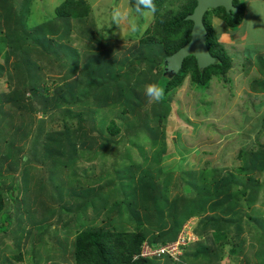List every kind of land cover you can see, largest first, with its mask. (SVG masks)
<instances>
[{
	"label": "rangeland",
	"instance_id": "rangeland-1",
	"mask_svg": "<svg viewBox=\"0 0 264 264\" xmlns=\"http://www.w3.org/2000/svg\"><path fill=\"white\" fill-rule=\"evenodd\" d=\"M29 1L30 9L25 24L26 29L32 31L37 25L48 27L47 21L55 19V9L64 0ZM239 1L246 8L241 24L235 28L233 34L232 30L223 28V22L215 16L212 19L219 33L215 31L216 38L218 42L219 39L221 41L216 47L220 49L221 45L225 55L232 60V68L226 77H214L207 87H199L193 85L187 75L182 85L171 96L170 107L164 110L166 112L163 120L156 124L152 133L141 132L137 135H127L125 132L127 123L138 124V119H135L136 109L121 107L120 104L98 107L91 100L83 103L88 95H78L76 98L80 103L70 107L51 106L44 111L42 102H36L29 97L25 88L26 81L23 80L25 69L18 67L20 50L16 53L13 45L14 38L17 37L14 31L16 21L8 16L0 19V42L5 41L0 52V64L4 66L0 75V99L3 100L5 94L18 97L3 103L0 101V190L5 195V208L3 215L0 214V264H74L71 253L75 232L85 226L89 219L87 214L91 216V211L100 208L91 207L92 204H102L103 200L96 199L97 196L104 198L106 186L113 188L114 185L118 187V183H130L126 175L129 171L125 169L129 165L126 159L131 158L134 164H142L145 171L152 173L154 182H161L165 177L161 176L162 179H159L158 172H169L170 182L165 193L171 201L186 196L196 198V190L187 184L189 170L196 174H200L202 170L208 171L206 182L210 190L215 186L211 178L214 171H223L222 175L233 174L239 177L238 170L245 164V154L238 153L255 151L264 144V133L258 132L262 121L260 116L264 117V104L261 105L263 99L260 94L252 93L250 85L253 77L259 73L256 60L258 62L260 54H264V51L260 52V45L264 43V0ZM23 2L24 0H14L16 12ZM88 2L91 11L86 21H71L68 44L78 49L83 58L91 50L102 53L110 71L125 76L124 81L128 82V88L133 92L129 94L128 101L135 103L136 108H142L145 103L148 104L151 97L154 98V82L158 77L156 69L150 73V65L140 61V58L150 55L140 38L153 18L151 11L135 13L129 0ZM210 15L211 12L206 15V19L209 18L211 22ZM57 23L61 25V29L58 34L52 36L53 38L65 32V27L62 29L64 24H61L60 20H57ZM87 27L92 29L95 35L92 43L83 35L87 33ZM40 29L42 28L39 27L38 30ZM12 33L14 37H10ZM244 38L246 44L254 43V47L245 48L242 45ZM66 40L62 38L58 42L66 44ZM88 45L94 47L88 49ZM256 45H259V48ZM159 47L153 49L157 56L161 55V52L158 53ZM85 48L90 51L84 50ZM38 51L39 49L32 52L31 59L40 68L36 74L44 96L57 98L66 90L67 85L74 81L79 88H83L82 68L74 75L64 77L66 67L59 69L52 58L47 54L39 56ZM249 56L253 57L252 66L246 71L244 59ZM28 82L31 83L30 80ZM23 93L24 98L20 97ZM18 101L19 105L16 104ZM33 103H37L39 107L36 112L30 110ZM150 105H146L147 108ZM89 116V121L81 124L80 137L75 138L72 134L79 127L77 118L88 120ZM40 120H45L43 143L42 136L38 133L41 128ZM92 120L95 124L101 123L104 131L109 126L117 129L116 132L113 130L115 134L112 136L109 135L110 131L104 132V136L110 138L107 143L99 138V129L92 130ZM64 125L71 129L70 145L64 139L60 142L49 139L51 134L60 131ZM141 173L134 170L130 173L133 176V187L137 186L138 204L149 203L144 199L152 198L150 193L142 195V198L140 196V192H144L141 184L147 183H139ZM263 176L264 173H260V177L256 178L260 181ZM185 181L187 183H184ZM113 183L114 185H111ZM198 183L201 184L200 181ZM102 186L104 188L100 192L96 191ZM243 189L242 186L236 188L226 196H235ZM12 190L14 197L18 194V199H13V203L8 198ZM184 190L190 192L185 193ZM122 191L110 192L111 197L106 198L105 208L109 211L105 210L106 216L110 212L117 214L119 206L125 204L124 200H121L122 194L127 196L131 190ZM93 193L95 200L84 204L82 197L86 198ZM162 194L161 191V196ZM263 199V191L260 190L257 201L249 208L245 196L241 195L239 201H235V208L223 221L230 222V237L234 236L236 226H240L243 231L239 238L244 243L240 252L230 258L227 256L226 247L218 264H264ZM86 204L90 207L86 208ZM148 206L151 208V205ZM197 207L200 206L187 207L184 213L189 214L192 212L190 209ZM139 209L141 210V207ZM257 210L260 211L259 216H262L261 227L259 224L254 227L251 224L250 229L246 221L248 217L257 215L252 212ZM106 216L95 217L94 222L88 221L86 226L93 225L97 229L108 226L109 219ZM213 216L214 214L206 211L186 222L194 238L193 242L214 245L213 233L218 226L210 227L208 220ZM119 219L114 215V222L109 227H116L113 226L114 223L121 225ZM67 222L69 223L65 224ZM126 224L125 221L122 226ZM120 228L117 227V230ZM70 235L72 237L68 238ZM19 251L22 254L21 261L13 257ZM203 262L204 259L201 264H204Z\"/></svg>",
	"mask_w": 264,
	"mask_h": 264
},
{
	"label": "trees",
	"instance_id": "trees-1",
	"mask_svg": "<svg viewBox=\"0 0 264 264\" xmlns=\"http://www.w3.org/2000/svg\"><path fill=\"white\" fill-rule=\"evenodd\" d=\"M13 2L14 0H0V19L2 17L4 18V16H8L16 21L14 31L17 34V37L14 38L13 45L16 53L17 50H20L18 56L20 65H18V67L20 66L22 70L25 69L23 80L26 81L25 88L26 91L29 92V97L36 102H42V109H45L44 111H47L51 106L70 107L74 104H78L80 103V100L76 97L81 94L83 96L88 95L87 99L84 97L86 100H84L83 103H88V100H91V102L98 107L115 106L117 104H120L121 107L124 106L125 108L126 106L131 107L134 110L136 109L137 115L135 119H138V124L130 125V123H127V127L125 128L127 135H137L141 132L152 133L156 124L163 120L166 112L164 110L170 107L171 96L176 89L182 85L183 80L187 75H189L191 83L199 87H207L211 79L214 77H226L228 71L232 68V60L225 55L223 52L224 48L221 45L219 47L220 49L216 47L221 41L219 39L218 42V38H216V32L218 33V30L212 23V19L215 16L218 20L223 22V28L227 31L232 30L233 34L235 28L241 24L246 8L239 0H233L234 6L238 9L236 13H226L222 7L208 9L203 17V23L207 31L206 45L210 54L217 61L203 71H200L196 59L193 56H188L183 60L179 72L172 78H168L163 74V60L165 57L170 56L189 42L192 22L185 20V16L193 11L196 5V0H153L149 3H144L140 0H129L130 7L135 13L149 10L153 15L152 20L143 32V36L140 38V42L150 55L143 59L140 58V61H144L150 65V73L152 70L156 69L158 76L154 82L156 84V87L153 89V94H155L154 98L151 97L149 102H147L148 104L145 103L142 108H136L137 105L135 103L128 101V98H130L129 94H132L133 92L128 88V82L124 81L125 76L113 74L102 53L86 50L88 47V49L94 47L88 45L84 50L90 51V53L83 58L78 49H75L71 44H68L71 21L75 19L77 22L84 23L89 16L91 7L88 0H64L60 6L55 9V19L47 21L46 26L48 27L37 25L36 27L34 26L32 31H28L25 24V18H27V13L30 9V1L24 0V2L20 4L18 12H16L17 9L14 7ZM210 12L211 22L209 18L206 19V15ZM57 20H60L61 24H64L62 29L65 27V32L58 35V37L53 38L52 36L58 34L61 29L59 27L61 25L57 23ZM39 27L42 29L38 30ZM85 31L87 33L83 35H86L89 39V43H92L95 39L92 29L87 27ZM48 35H50V37H48ZM10 37H14L13 33ZM62 38L67 39L65 41L66 44L58 42V40ZM4 42V40L0 42V52ZM106 42L107 40L105 39L104 43L106 44ZM157 46H160L158 53L161 52V55L159 54V56L155 55V50V52L153 51ZM37 49H39V56L47 54L49 58H52L56 64H58L57 66L59 69L66 67L67 71L66 76L64 77H70L74 75L79 68H82L81 79L83 82V88H79L77 82L74 81L70 85L68 84L66 90L57 98L48 97L47 95L44 96V90L39 85L40 83L38 81L40 79L36 74L40 68L31 59L32 52L37 51ZM252 58L253 57L249 56L244 59L246 71L252 66ZM257 58L258 57L256 56V59ZM258 60V62L256 60V63L260 78L252 79L250 85L252 93H258V91H260V93L263 94V101H261V105H263L264 54H260ZM3 69L4 66L0 64V75L3 73ZM29 80L31 83L28 82ZM85 87L86 89L84 90ZM24 94L25 93L20 95V97H23ZM16 97L6 96L5 94L3 96L4 99H0V101L3 103V101H7L8 99L14 100ZM135 98H137V96H135ZM19 101L16 104L19 105ZM149 103L151 104L149 106L150 108H147L146 105H149ZM30 110L33 112L38 111L39 107L37 106V103L31 104ZM90 117L91 116L88 117V120L81 117L77 118L79 127L75 130L76 132L72 134L75 138L77 136L80 137L82 130L81 124L89 121ZM261 119L260 130L258 132L263 134L264 117L260 116V120ZM90 123L93 131H95L96 128L99 129V138L106 143L110 138L104 136V132L110 131L109 135L112 136V134H115L117 131L114 126L106 127L104 131L101 123L95 124L94 120H92V122L90 121ZM151 124L153 127H150ZM44 125L45 120H40L39 127L41 128L38 133L42 136V143L44 141ZM113 130H115V132ZM70 133V127L64 125L60 131L51 134L49 139L53 141L57 140V142L64 139L67 144L70 145ZM85 133L83 134L85 135ZM35 134L37 133L35 132ZM41 136L39 137V140L41 139ZM242 153L245 154V164L238 170L239 177L234 176L233 174L222 175L223 171H214L211 178L213 179L212 182L215 186L210 190L208 189V183L206 182L208 171L202 170L200 174L188 171L189 183L186 181L184 183L190 184L192 189L196 190V198L186 196L172 201L169 200L165 193L169 186L168 182H170L169 172H158L159 179H162L161 176L165 177L161 182H154L152 173L145 171L142 168L143 166H141L142 164H134L131 162V158L126 159L125 161L129 162V165H127L125 169L129 171L126 175L130 180V183H118V187L113 183L111 184L114 185L113 188L106 186L107 192H104V198L98 196L96 198L94 193L86 198L82 197L84 204L94 201L95 198H101L103 200L101 205L92 204L91 207H100L99 209L104 208L107 211L108 208H105L106 198L111 197L110 192L117 193L118 190L122 191L123 189L131 190L130 194L127 196L122 194L121 200H124L123 202H125V204L119 206L117 214L110 212V214L106 216L109 219L108 226L97 229L94 228L93 225L87 227L86 223V227L84 226L82 229L75 232L74 245L71 253L72 261L74 264H179L172 262L171 259L167 257H163L161 260L157 258L141 257L140 254L142 248L144 245H147L154 249L175 242L183 226L186 225V222L191 217L205 213L206 211L214 214L213 217L208 218V220H210L209 226L212 228L218 226L217 230L213 233L214 245L207 246L199 242L188 244L183 248L181 255L182 264H201V260L203 261V259L204 264H218L224 256L223 254L226 247L228 248L226 253L229 258L236 256L240 252L244 243L243 240L239 238V234L242 233L243 230L237 225L234 236L230 237L228 233L230 222L226 223L223 219L229 217L235 208V201H239L241 195L245 196V202L247 203L248 208L257 201L260 190L263 191L264 195V176L260 181L256 178L260 177V173H264V144L257 147L255 151H240L238 155H241ZM118 167L116 172L118 171ZM123 169L124 168H122L121 171H123ZM133 170L142 172L139 183L143 181L147 182V186L141 184L144 192L143 194H141L142 191L140 192L141 198L142 195L146 193L152 195L151 200L144 199V201H149V203L146 202L147 204L144 202H141L142 204L137 203V186L133 187V176L130 174ZM245 178L247 180L246 182ZM197 180L200 181L201 184H199ZM241 186L244 189L239 192V194H235V196L231 197L226 196ZM103 188L104 187L102 186L96 191L100 192ZM92 191L94 192L95 190ZM161 191L163 192L162 196ZM123 192L124 191H122V193ZM184 192L189 193L190 190H184ZM221 195L224 196L221 197ZM4 197L5 195L0 190V214H2L5 208ZM8 198L13 203V199H18V194L14 197V190H12L8 194ZM148 205H151V208H149ZM197 205L200 207L190 209L192 211L191 213H184L187 207H195ZM262 205L264 206V199ZM138 206L141 207V210ZM85 207L88 208L90 206H87L86 204ZM258 211L259 210L252 211L257 215L248 217L246 222L249 228L251 224L253 227L258 224L261 227L260 219L262 216H259L260 211ZM93 213L94 218L98 213V210H93ZM7 214L12 215V213ZM114 215H117L120 218L121 225L114 223L113 226L116 227H109L110 224L114 222ZM87 216L89 217L88 214ZM125 221L127 222L126 226H122ZM70 222H72V220H70ZM68 223L69 222L65 224ZM222 223L224 224L222 225ZM117 227L121 228L117 230ZM8 228H10L9 224ZM6 232L7 229L4 230V233ZM13 257H15V260L17 261L22 260V254L20 251Z\"/></svg>",
	"mask_w": 264,
	"mask_h": 264
},
{
	"label": "water",
	"instance_id": "water-1",
	"mask_svg": "<svg viewBox=\"0 0 264 264\" xmlns=\"http://www.w3.org/2000/svg\"><path fill=\"white\" fill-rule=\"evenodd\" d=\"M140 1L149 3L153 0ZM218 7H222L226 13H236L238 10L233 4V0H196L192 13L185 17V20L192 22L190 40L176 52L164 58V76L172 78L176 75L182 67L183 60L188 56H193L196 59L200 71L217 61L210 54L206 45L207 31L203 23V17L208 9H216Z\"/></svg>",
	"mask_w": 264,
	"mask_h": 264
},
{
	"label": "built area",
	"instance_id": "built-area-1",
	"mask_svg": "<svg viewBox=\"0 0 264 264\" xmlns=\"http://www.w3.org/2000/svg\"><path fill=\"white\" fill-rule=\"evenodd\" d=\"M194 238L190 232V228L188 225H184L180 233L178 234L175 242L169 243L166 245L159 246L157 248H150L147 245H144L142 248L141 257L144 258H169L174 263L182 264L181 255L183 252V248H185L188 244L192 243Z\"/></svg>",
	"mask_w": 264,
	"mask_h": 264
},
{
	"label": "crops",
	"instance_id": "crops-1",
	"mask_svg": "<svg viewBox=\"0 0 264 264\" xmlns=\"http://www.w3.org/2000/svg\"><path fill=\"white\" fill-rule=\"evenodd\" d=\"M239 27V26H238ZM236 37L238 38L239 36H238V34L236 33ZM241 43H242V41H241ZM242 45L246 48L247 46H249V47H254V43H249V44H246V38H244V41H243V43H242ZM256 47L257 48H259V45H256ZM241 49H243L244 50V48H241ZM255 49V48H254ZM264 51V43H263V45H260V52H263ZM258 70V69H257ZM251 72V71H250ZM253 78H260V73H257V75H256V77H253ZM255 94H260L261 96H263V94L262 93H260V91H258V93H255ZM190 171V170H189ZM93 212L91 211V216H89V219H88V221H90L91 223L92 222H94V218L95 217H98V216H101V217H105L106 216V214H105V209L103 208V209H98V213L95 215V217L93 218ZM191 218H193V217H191ZM190 218V219H191ZM93 219V220H92ZM103 219V218H102ZM88 221H87V223H88ZM97 221V220H96ZM127 227H129V226H127ZM72 237V235H70L68 238H71ZM72 248V247H71Z\"/></svg>",
	"mask_w": 264,
	"mask_h": 264
},
{
	"label": "flooded vegetation",
	"instance_id": "flooded-vegetation-1",
	"mask_svg": "<svg viewBox=\"0 0 264 264\" xmlns=\"http://www.w3.org/2000/svg\"><path fill=\"white\" fill-rule=\"evenodd\" d=\"M191 13H192V12H191ZM189 14H190V13H189ZM187 15H188V14H187ZM187 15H186V16H187ZM186 16H185V17H186Z\"/></svg>",
	"mask_w": 264,
	"mask_h": 264
}]
</instances>
